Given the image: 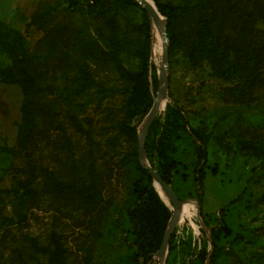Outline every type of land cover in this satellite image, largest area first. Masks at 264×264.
Segmentation results:
<instances>
[{
    "label": "rangeland",
    "instance_id": "1",
    "mask_svg": "<svg viewBox=\"0 0 264 264\" xmlns=\"http://www.w3.org/2000/svg\"><path fill=\"white\" fill-rule=\"evenodd\" d=\"M104 3L0 0L2 27L21 32L40 72L37 93L54 114L29 155L10 151L18 147L22 91L17 83L0 80V264H45L48 253L40 248L57 247L69 264H141L134 255V212L151 235L163 238L171 200L131 155L157 91L161 25L137 0ZM255 27L264 39V19L258 18ZM56 28L60 31L51 40ZM146 35L143 74L134 47ZM112 37L117 61L98 56V47ZM233 58L229 48L225 60ZM11 62L10 51L0 44V76ZM164 70L167 93L146 134L147 148L180 200H192L196 207L172 227L164 264H199L203 227L207 237L215 227L216 243L227 250L219 254V264H264V59L263 83L244 101L225 90L245 77L237 64L217 76L206 53L191 65L181 42L173 46ZM134 121L133 131L128 124ZM196 129L208 136L201 203L193 177L200 146ZM171 158L177 163L170 168ZM82 189L96 192L95 203L86 206ZM156 256L159 261L160 253Z\"/></svg>",
    "mask_w": 264,
    "mask_h": 264
},
{
    "label": "trees",
    "instance_id": "2",
    "mask_svg": "<svg viewBox=\"0 0 264 264\" xmlns=\"http://www.w3.org/2000/svg\"><path fill=\"white\" fill-rule=\"evenodd\" d=\"M96 1H99L101 6L105 4V0ZM156 6L166 19L168 55L172 53L175 43L181 42L191 65H198L201 56L206 53L212 72L217 76L226 75L231 67L237 64L245 73V77L241 82L225 86V90L238 101L251 98L254 87L263 83L261 66L264 59V39L257 37V28L255 27V21L258 18L264 19L263 0H195L192 5L156 1ZM149 22V18L146 17L144 20L146 28H148ZM2 25L0 22V44L10 51L12 62L2 69L0 80L17 83L22 91V99L19 104L21 117L17 125L18 147L9 150L29 155V147L34 143L35 137L40 131L46 130V125L53 121L54 114L48 103L37 93L40 72L33 60V54L23 46L24 38L21 32L13 28H3ZM59 31V28L55 29L51 40H55ZM205 45L208 46L207 50ZM229 48L234 50V58L226 61L225 54ZM134 53L139 56V72L146 74L149 53L147 35L144 36L141 45L134 47ZM98 54L99 57L117 61L118 54L113 37L110 38L107 46L98 47ZM135 123L136 121L128 124V127L133 131ZM194 133L200 140V146L195 150L193 177L196 184L197 200L201 203L204 152L208 136L200 129L194 130ZM147 138L148 135L144 143L145 154L154 167L151 153L147 148ZM262 153L264 154V148ZM131 155L138 162L141 171L151 178L149 170L142 167L138 160V146ZM176 163L177 161L171 158L168 161V166L175 167ZM43 170L53 185H59L50 170L47 168H43ZM156 170L164 180L170 182L162 168ZM149 185L151 187L150 182ZM80 194L83 196L86 206L95 203L96 192L94 190L82 189ZM139 195L141 196V193ZM131 221L134 227L135 257L141 259V264H159L160 260L158 261L156 254L162 239L151 235L150 231L142 226L137 218V212L131 215ZM201 230L203 233L202 244L196 254L199 264H219V254L226 253L227 250L216 243L218 230L215 227H209L208 237L205 235L204 227ZM225 232L229 233L230 231L225 228ZM209 246L211 247L209 248ZM40 250L48 253V262L45 264H69L65 261L64 249L61 247L40 248ZM262 255L263 252H259L256 256L261 257Z\"/></svg>",
    "mask_w": 264,
    "mask_h": 264
},
{
    "label": "water",
    "instance_id": "3",
    "mask_svg": "<svg viewBox=\"0 0 264 264\" xmlns=\"http://www.w3.org/2000/svg\"><path fill=\"white\" fill-rule=\"evenodd\" d=\"M137 1L147 10V13L151 20L153 19L155 21H159L157 13H159L164 18V21H163L164 45H163V50H162L161 63H160V66L158 68V73H157V91L155 94L154 101L145 116L144 124L141 128V131L138 134V160L142 167L149 170L150 174L153 177V183L155 184V179L159 181L162 189L168 194L171 200V203H172V214L168 220L167 227H166V230L162 238V242L157 252L159 255V253L165 248L164 256L161 260V264H164V258H165V254L167 250V238H168V235L172 227L174 226L176 222V209L180 202V198L172 190L169 183L161 177L159 172L148 161V158L146 157V154L144 151V140L148 132L149 126L151 125L155 115L157 114L158 109L160 108V105L162 103V98L167 93V78H166V73L164 69H165V64H166L167 57H168V50H167L168 39H167L166 31H165V23H166L165 17L160 13L157 7H156L157 9L156 11V9L150 4L148 0H137Z\"/></svg>",
    "mask_w": 264,
    "mask_h": 264
},
{
    "label": "bare ground",
    "instance_id": "4",
    "mask_svg": "<svg viewBox=\"0 0 264 264\" xmlns=\"http://www.w3.org/2000/svg\"><path fill=\"white\" fill-rule=\"evenodd\" d=\"M150 4L156 9L155 3L150 2ZM156 11H157V9H156ZM157 15H158L159 21H156V22L159 25H161L160 34H161V39H162L163 45H164V39H163V21H164V18L159 13H157ZM163 102H164V99L162 100L161 104H163ZM155 185H156V187H158L162 190V187H161V185L157 179H155ZM194 213H196V207H195V204L192 200H184V201L180 200L178 207L176 209V220H181L185 216H191ZM164 251H165V248L160 252V263L159 264H161V260L164 256Z\"/></svg>",
    "mask_w": 264,
    "mask_h": 264
}]
</instances>
